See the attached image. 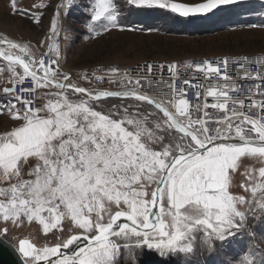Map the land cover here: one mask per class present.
<instances>
[{
	"label": "snow or ice",
	"instance_id": "1",
	"mask_svg": "<svg viewBox=\"0 0 264 264\" xmlns=\"http://www.w3.org/2000/svg\"><path fill=\"white\" fill-rule=\"evenodd\" d=\"M11 4L16 13L28 15L17 7V0ZM72 4L68 0L64 6ZM118 5L119 0H93L91 21H107L104 31H123ZM127 6L130 11H166L189 20L210 19L224 12L258 15L264 20V2L248 0H127ZM56 17L51 23L53 40L58 32V11ZM4 45L25 52L24 46L0 37V46ZM50 51L59 58L55 43ZM0 58L10 62V67L23 69L18 74L12 67L13 87L2 92L14 96L15 103L0 106V112L21 121L0 136V178L8 182L7 188H0V244L7 243L4 237L13 238L11 229H20L25 219L38 221L45 233L57 229L66 218L81 230L79 234L64 233L63 239L42 249L19 238L16 246H8L19 253L23 264H110L118 250L128 257L119 264L137 259L138 264H163L154 260L153 251L167 258L189 250L179 244L187 227L179 212L188 204L203 213L197 223L221 239L236 235L250 219L264 221V197H257L255 188L251 199L229 190L242 157L264 160V123L250 119L243 111L244 101H238V109L237 101L229 96L235 90L232 77L237 69L229 71L227 58L195 65L205 78H222V85L207 87V96L218 101L211 107L224 113L219 119L209 117L207 103L190 102L187 88L177 87L181 72L175 64L147 63L123 72L112 68L109 79L121 90L91 92L74 84L60 70L58 59L46 64L43 58L26 60L4 50H0ZM231 63L245 68L242 61ZM165 74L169 80L164 79ZM26 77L36 87L54 86L59 90L54 94L57 98L42 108L33 107L32 100H22L15 86L22 85ZM192 87L199 98L205 86ZM33 91L21 89V93ZM69 91L87 93V98L72 100ZM110 99L128 102L113 104L107 113L96 110ZM17 103L22 107L17 108ZM202 110L204 118H194ZM209 119L215 127L209 126ZM25 166L31 169L32 179H23ZM246 175L256 180L252 173ZM258 176L260 193H264V167L259 168ZM152 184L156 187L149 199L147 189ZM165 199L167 209L161 204ZM123 206L127 210H121ZM164 217H170L171 224ZM121 218L126 222L118 223ZM225 232L229 235L224 236ZM137 250H144L142 258Z\"/></svg>",
	"mask_w": 264,
	"mask_h": 264
},
{
	"label": "rangeland",
	"instance_id": "2",
	"mask_svg": "<svg viewBox=\"0 0 264 264\" xmlns=\"http://www.w3.org/2000/svg\"><path fill=\"white\" fill-rule=\"evenodd\" d=\"M261 2L264 0L249 3ZM67 3L68 0H17V7L28 13L21 16L15 12L11 0H0V37L17 42L25 47L27 54L33 58L38 57V49L44 44L45 38L52 34L51 23L57 18L58 11L57 33L63 41L61 61L75 81L84 85H92L87 73L108 71L117 64L127 66L147 60H180L196 56L264 52V27L260 26L264 24V20L258 15L224 12L210 19L189 20L166 11H130L127 0H119V19L124 30L114 28L104 31V23L107 21H91L90 6L93 0H73L70 8L64 6ZM89 23H92L91 29L88 27ZM96 32L100 34L96 35ZM12 67L0 58V106L15 103L14 96L2 94L3 89L11 88L7 82L12 75ZM68 96L72 100L86 98L74 92H68ZM55 99L56 97L53 101ZM126 102L128 101L117 99L102 101L96 110L107 113L113 104ZM16 107L20 108L18 104ZM20 123L7 112H0V136L14 130ZM252 135L255 136L254 133ZM238 163L239 170L231 179L230 192L251 199L255 188V195L264 197V193H260L261 181L258 176L259 168L264 167V160L242 157ZM30 171L25 166L23 179L33 178L29 175ZM246 173H252L256 180L253 181ZM7 187L8 182L0 178V188ZM155 187V184L148 186L149 199ZM161 204L165 209L168 208L166 199ZM121 210H127L126 206ZM179 215L185 217L187 222L179 244L188 248V252H177L163 258L153 251L155 261H163V264H264V221L250 219L236 235L221 239L217 233L197 223L203 219V213L196 205L188 204ZM164 220L171 224L170 217H164ZM11 231L13 238H5L14 245H17L19 238H23L42 249L63 239L64 233L79 234L81 230L76 229L74 222L66 218L57 229L48 233L43 231V226L38 221L29 222L26 219L20 229L12 228ZM223 235L228 236L229 233L225 232ZM143 251L137 250L138 258L143 257ZM118 252L119 255L110 264H119L121 259L128 261L125 251ZM132 264H138V259Z\"/></svg>",
	"mask_w": 264,
	"mask_h": 264
},
{
	"label": "built area",
	"instance_id": "3",
	"mask_svg": "<svg viewBox=\"0 0 264 264\" xmlns=\"http://www.w3.org/2000/svg\"><path fill=\"white\" fill-rule=\"evenodd\" d=\"M1 36V34H0ZM47 38V39H46ZM45 38L44 44L38 49V57L33 58L29 54L31 59L39 60L43 58L45 63L47 64L49 59H58V64L60 66V70L64 73H67L74 84H77L81 87H84L88 91H116L121 90L118 83L114 82L113 80L109 79L110 70L108 71H101L95 72L91 71L87 73V76L91 79L92 85H84L82 83H77L73 78L72 73L69 69H66L61 61L62 56V37L59 33L56 34L55 40H53V35H49ZM55 43L60 49V56L57 58L55 53L50 51V49ZM227 58L230 61L229 71H232L233 67H236L237 72L233 75L232 79L235 85V90L229 91V96L232 97L234 100L237 101L235 105L238 109L240 107L238 101H244V109L245 115H247L252 120H257L260 123H264V52L254 53V54H223V55H208V56H196V57H187L180 60H147L135 65H114L110 68H118L123 71H131L136 69L138 66H142L147 63L153 64H175L177 65L178 70L181 72L179 79L177 80V87H185L187 88V98L192 103H199L202 106L207 103L209 107L207 108V112L209 117L219 119L224 115V113L218 109H214L211 107V104L217 103V99L215 97L207 96V87L216 84L222 85L223 81L222 78L219 77H211L205 78L200 72L195 70V65L197 64H206L207 62H217ZM247 58V59H246ZM27 60V59H26ZM235 61H242L245 63V68L240 69L237 65L231 62ZM8 62V61H7ZM10 63V62H8ZM187 65H192V68H187ZM15 71L18 74L23 73V69L21 66H15ZM247 73V75H246ZM99 76H104L103 80L97 79ZM165 80H169L170 77L165 74ZM188 80L190 83L189 85H183V81ZM14 76L13 72L10 77V80L7 82L8 86L10 85L13 87ZM201 84L204 85L201 89V95L199 98L196 97L195 89L192 85ZM16 91L18 94H21L22 100H32L33 107L35 108H42L44 107L49 100H53L56 97L54 94L59 91L54 86H42L36 87L35 83L31 81L30 77H26L24 83L22 85H16ZM166 90V85L164 86ZM22 88H29L35 89L32 93H21ZM219 90V89H218ZM71 92V91H69ZM86 96V95H85ZM87 97V96H86ZM15 98V97H14ZM57 98V97H56ZM19 107H22L21 104L17 103ZM233 104L232 101H229V108H232ZM204 118L203 110L195 113V117ZM210 127H215L216 124L214 123L213 119H209L208 121ZM246 127H251L250 125H246Z\"/></svg>",
	"mask_w": 264,
	"mask_h": 264
},
{
	"label": "water",
	"instance_id": "4",
	"mask_svg": "<svg viewBox=\"0 0 264 264\" xmlns=\"http://www.w3.org/2000/svg\"><path fill=\"white\" fill-rule=\"evenodd\" d=\"M255 0H248V2H252ZM251 126V125H250ZM258 143V141H257ZM153 211H157L156 208H153ZM126 222L124 218H121V221L118 223ZM6 244H0V264H23V258L19 255L18 252L14 251L13 248L8 245L16 246L7 240ZM37 264H44L43 261H38Z\"/></svg>",
	"mask_w": 264,
	"mask_h": 264
},
{
	"label": "bare ground",
	"instance_id": "5",
	"mask_svg": "<svg viewBox=\"0 0 264 264\" xmlns=\"http://www.w3.org/2000/svg\"><path fill=\"white\" fill-rule=\"evenodd\" d=\"M47 39V38H46ZM14 43H17V42H14ZM0 50H4V51H9L11 54H18V55H21L23 58L25 59H29L26 51L21 53L19 49H8L6 45L4 46H0ZM81 87V86H80ZM84 88V87H83ZM93 92V91H91ZM82 96L86 97L87 96V93L85 94H81ZM86 95V96H85ZM87 98V97H86Z\"/></svg>",
	"mask_w": 264,
	"mask_h": 264
}]
</instances>
